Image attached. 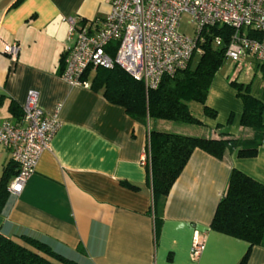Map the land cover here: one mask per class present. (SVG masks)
Masks as SVG:
<instances>
[{"label":"crops","instance_id":"1","mask_svg":"<svg viewBox=\"0 0 264 264\" xmlns=\"http://www.w3.org/2000/svg\"><path fill=\"white\" fill-rule=\"evenodd\" d=\"M108 10V0H0V121L17 120L27 91L34 90L45 114L59 122L21 192H8L0 231L49 238L81 264H239L247 251L245 264H264V247L249 248L209 227L231 168L264 185V137L253 157H238L234 150L218 159L195 148L167 195L153 202L147 124L101 91L61 78L68 18L100 20ZM12 43L18 48L14 57L4 51ZM231 81L248 83L264 102V66L247 56L230 73L214 74L205 99L214 117L190 102L202 125L155 127L244 137L242 103ZM261 118L264 123V109ZM5 168L16 171L0 148V176ZM194 239L203 242L196 259L189 253Z\"/></svg>","mask_w":264,"mask_h":264},{"label":"trees","instance_id":"2","mask_svg":"<svg viewBox=\"0 0 264 264\" xmlns=\"http://www.w3.org/2000/svg\"><path fill=\"white\" fill-rule=\"evenodd\" d=\"M231 34L232 29L227 25L204 28L203 40L196 44L199 53L192 54L186 68L163 76L155 88H146L142 80L117 65L109 69L96 68L90 78L89 69L84 73L83 79L89 78L90 88L101 91L108 102L123 107L132 119L147 124L144 152L153 202L167 195L195 148L218 159L234 150L238 157L256 155L264 137L261 118L264 102L250 93L248 83L230 82L242 103L239 125L247 133L244 137H235L226 131L209 137L193 136L155 127L160 122L202 125L201 119L190 109V102L198 103L204 115L215 116V110L205 104V99L210 82L225 57L224 49L213 46L212 39L220 36L227 43ZM107 49L112 55L110 45ZM194 55L197 58L192 63ZM15 173L5 168L0 176V212L9 196L8 182ZM209 227L246 241L249 248L253 245L264 247V185L231 168ZM247 256L248 251L239 264H245ZM0 264L81 263L61 252L56 242L49 238L27 231L7 236L0 231Z\"/></svg>","mask_w":264,"mask_h":264},{"label":"built area","instance_id":"3","mask_svg":"<svg viewBox=\"0 0 264 264\" xmlns=\"http://www.w3.org/2000/svg\"><path fill=\"white\" fill-rule=\"evenodd\" d=\"M109 10L100 20L68 18L67 44L63 51L61 78L71 85L89 86L84 73L96 68L119 66L155 88L163 76L187 67L192 54L199 53L204 28L227 25L232 34L227 43L215 36L212 43L223 48L225 60L239 64L245 57L264 66V0H108ZM193 34L180 31L183 17ZM113 49L110 55L108 47ZM17 45L5 47L14 57ZM56 116L39 106L38 95L28 90L17 120L0 121V148L9 153L16 173L7 191L18 194L34 173L43 150L56 131ZM145 159V158H144ZM203 242L194 239L190 256L196 259Z\"/></svg>","mask_w":264,"mask_h":264},{"label":"rangeland","instance_id":"4","mask_svg":"<svg viewBox=\"0 0 264 264\" xmlns=\"http://www.w3.org/2000/svg\"><path fill=\"white\" fill-rule=\"evenodd\" d=\"M186 21H187V18L184 16V17L182 18L181 22H180V31L192 35V34H193V26H192L191 24H188ZM213 46H215V45L213 44ZM196 56H197V55H194V56H193L192 63L195 62V60H196V58H197ZM232 68H233V63H232V61H230V60H225L224 63L220 66V68L217 70V72L219 71L220 73H227V74H228V73H230V72L232 71ZM217 72H216V73H217ZM216 73H215V74H216ZM92 74H93V73H91V75H92ZM229 85H230V83H229ZM230 86H231V85H230ZM231 87H232V86H231ZM232 88H233V87H232ZM193 104L199 106L198 103H194V102H193Z\"/></svg>","mask_w":264,"mask_h":264}]
</instances>
